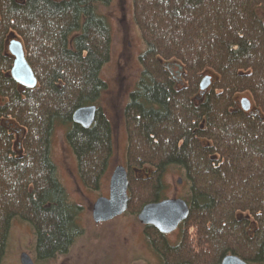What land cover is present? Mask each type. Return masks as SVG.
I'll use <instances>...</instances> for the list:
<instances>
[{
  "label": "trees",
  "instance_id": "16d2710c",
  "mask_svg": "<svg viewBox=\"0 0 264 264\" xmlns=\"http://www.w3.org/2000/svg\"><path fill=\"white\" fill-rule=\"evenodd\" d=\"M112 1L0 0V264L15 219L34 230L44 263L83 234L52 138L66 127L82 184L99 190L115 153L101 107L112 30L99 14ZM133 7L145 53L124 111L129 210L167 200L165 176L174 169L189 191L181 238L171 245L144 229L162 264H221L231 255L264 264V0H134ZM12 33L34 90L11 77ZM207 76L213 84L203 95ZM243 95L251 112L236 106ZM93 106L91 128L74 123L77 111Z\"/></svg>",
  "mask_w": 264,
  "mask_h": 264
},
{
  "label": "rangeland",
  "instance_id": "374dc122",
  "mask_svg": "<svg viewBox=\"0 0 264 264\" xmlns=\"http://www.w3.org/2000/svg\"><path fill=\"white\" fill-rule=\"evenodd\" d=\"M133 1L113 0L109 7H105L99 12L109 22L113 41L111 60L101 73L102 79L108 85L101 100V107L113 128L115 153L110 169L103 178L99 190L92 191L85 187L78 174L76 155L67 141L68 130L64 126L56 128L52 138L53 161L57 165L60 181L65 186L71 203L81 208L78 223L83 229V234L77 238L67 255L50 259L45 263L43 261L35 262L36 264H162L158 253L147 245L145 225L139 221L142 212L134 214L128 206L127 211L120 217L98 224L95 223L93 217L94 205L97 200L110 197V181L114 171L122 166L129 173L124 111L130 102V94L136 89L141 77L140 58L145 53V44L133 18ZM261 16L264 18V14ZM14 38L20 40L17 34L12 33L7 41L9 54L10 43ZM10 56L12 55L10 54ZM209 75L213 77V75ZM209 89L203 92V95ZM246 98L250 100L248 95L237 97L236 106L239 109H242L241 101ZM165 181L168 186L167 200L187 197L189 192L187 184L177 171L173 169L168 172ZM180 181L182 184L179 183ZM181 225L174 233L166 235L171 245H176L179 242ZM36 243V236L31 226L24 221L15 219L2 264H21L23 254L35 259Z\"/></svg>",
  "mask_w": 264,
  "mask_h": 264
},
{
  "label": "water",
  "instance_id": "95a60500",
  "mask_svg": "<svg viewBox=\"0 0 264 264\" xmlns=\"http://www.w3.org/2000/svg\"><path fill=\"white\" fill-rule=\"evenodd\" d=\"M10 54L14 57L11 77L23 88L36 89L37 79L34 76L31 66H29L24 46L21 42L14 40L10 43ZM181 69V68H180ZM212 85L210 76L202 79L201 92H205ZM242 111H251L252 103L248 98L241 101ZM97 107H85L77 111L74 116V123L82 128L89 129L96 120ZM128 171L122 166L118 167L111 178L110 197L100 198L94 205L93 217L96 224L109 222L123 215L129 206V182ZM182 184V181L179 182ZM190 215L189 205L182 199L164 200L160 203H152L145 207L140 214L139 221L146 227L155 228L160 234H172L181 223L186 222ZM21 264H34L27 254H23ZM221 264H247L235 255L225 258Z\"/></svg>",
  "mask_w": 264,
  "mask_h": 264
},
{
  "label": "flooded vegetation",
  "instance_id": "af4514ba",
  "mask_svg": "<svg viewBox=\"0 0 264 264\" xmlns=\"http://www.w3.org/2000/svg\"><path fill=\"white\" fill-rule=\"evenodd\" d=\"M70 249H71V248H69V249L67 250V253L69 252ZM34 252H35V253H34V255H35V259H34L33 257H31V256H30V258H31V260H32L33 263H35V262L37 263V262L41 261V260L39 259L40 255H39V253L37 252V249H36V248H35ZM67 253H66V254H60V253H57V254H56V257H59V256H60V257L65 256V255H67ZM56 257H55V258H56ZM55 258H53V259H55ZM36 263H35V264H36Z\"/></svg>",
  "mask_w": 264,
  "mask_h": 264
}]
</instances>
